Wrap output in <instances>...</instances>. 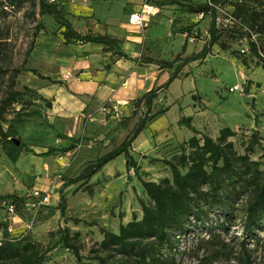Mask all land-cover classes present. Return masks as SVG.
<instances>
[{
	"label": "rangeland",
	"instance_id": "obj_1",
	"mask_svg": "<svg viewBox=\"0 0 264 264\" xmlns=\"http://www.w3.org/2000/svg\"><path fill=\"white\" fill-rule=\"evenodd\" d=\"M209 1L61 0V3L80 32H85L83 22L87 18L96 22L94 34L103 35L109 29L125 37L138 30L143 37L138 47L139 58L169 62L177 59L157 82L156 87H160L168 82L179 62L198 54L210 39L209 16L191 14L185 7ZM233 2L222 0L218 6L219 43L226 48L217 44L204 61L183 68L180 77L154 101L153 113L166 108L169 111L149 124L132 145L131 154L142 172L147 173L142 176L146 181L159 183L171 179V172L162 161L174 160L180 155L182 144L194 135L190 128L179 125L183 118H191L197 131L213 139L218 138L220 130L232 129L236 136L230 141L242 155L247 146L243 142L247 143L252 133L257 132L260 146L255 147L251 159L260 162L264 171V71L259 59L251 53L249 39L242 35L246 30H241L232 17ZM133 13L143 14L144 27L129 24ZM39 24L46 31L41 30L35 38ZM60 33L51 19L39 16L38 8L30 4L8 9L7 15L0 17V38L7 42L1 48L2 65L10 69L33 68L59 82L52 84L27 72L18 76L14 90L24 91L28 87L32 91L27 94L31 104L25 105L21 120L14 124L18 137L37 154L70 146L57 134L87 139L69 153L56 156L23 152L15 163L0 147V196L16 194L25 200L23 206L15 209L11 202L0 204V239L7 227L12 239L28 237L44 247L53 246L60 238V230L69 229L71 234H80V254L86 258L95 244L102 241V229L118 233L120 224L140 219V203H147L148 199L133 171L127 170L124 156L110 162L86 183L82 181L67 188L63 184L121 145L146 108L143 106L133 115L134 96L123 103L119 101L121 98L116 100L113 94L102 92L106 78L97 77L102 76L100 73L109 64L103 46H65ZM253 40L264 43V38L259 40L254 36ZM139 69L147 72L149 66ZM160 71L157 68L152 74L160 75ZM116 72L120 73L121 67ZM10 74L0 81V99L9 89ZM129 77L128 88L126 82L120 86L126 96L131 87L138 88L136 94L150 87L144 75ZM232 88L238 89L231 91ZM41 97L51 101L52 109L45 107ZM36 111L40 114L32 113ZM88 188H92L91 193L86 191ZM61 192L66 200L65 217L56 209ZM212 223H217L215 213ZM243 227L239 219L228 231H217L220 234L217 239L209 238L205 229L191 232L177 246L176 264H246L240 248L245 238ZM247 252L252 264H264V232L248 242ZM45 264L81 263L72 252L58 246ZM83 264L95 263L83 261Z\"/></svg>",
	"mask_w": 264,
	"mask_h": 264
},
{
	"label": "trees",
	"instance_id": "obj_2",
	"mask_svg": "<svg viewBox=\"0 0 264 264\" xmlns=\"http://www.w3.org/2000/svg\"><path fill=\"white\" fill-rule=\"evenodd\" d=\"M221 1L210 0L206 4L185 6L191 14L209 16L208 42L198 54H193L179 62L166 84L152 88L135 100L133 115L143 106L146 112L121 145L88 165L79 176L69 178L63 184V188H67L82 181L86 183L110 162L124 156L127 170L133 171L135 179L143 188V194L148 199L147 203H140L141 218L120 224L118 233L102 229L100 231L103 236L102 241L95 244L86 258L80 254L82 250L80 234H71L69 229L60 230V238L56 244L44 247L28 237L12 239L6 227L0 239V264H45L48 255L58 246L72 252L81 264L83 261L95 264H176L177 246L183 237L191 232L197 233L205 229L209 238L217 239L220 235L217 231H228L229 227L234 226L239 219L243 222L245 233L240 248L243 250L245 263L252 264L247 252V244L251 239L257 238V233L264 232V171L260 169V162L251 159L255 147L260 146L257 132L252 133L247 143L243 142V145L247 146L245 154L242 155L236 150L234 142L230 141L236 136L232 129L220 130L218 138L213 139L197 131L191 124V118H183L179 125L190 128L194 135L182 144L181 153L174 160L162 161L169 168L171 179L165 178L159 183L142 178L147 173L142 172L131 154L132 145L138 136L149 124L169 111V108H166L153 113L154 101L159 93L167 90L171 83L180 77L186 65L204 61L215 45L219 44L222 48H226L224 44L219 43L217 14ZM26 4H30L34 9L38 8L39 16L47 17L54 22L61 32L65 46L88 44L103 46L104 53L109 55V64L105 67L107 71L118 61H134L140 67L156 65L162 71L170 70L178 61L176 59L169 62L150 57L132 58L123 51L121 48L123 42L118 38L109 34H94L91 30L84 33L76 30L73 17L65 11L61 0H56L55 3H50L49 0H0V17L6 16L8 9H20ZM178 5L182 6V4ZM230 5L233 8V19L241 26V30H246L242 35L249 39L251 53L259 59L264 71L262 56L264 43L253 40L254 36L259 40L264 38V0H235ZM37 27L35 38L41 30L46 31L43 24ZM5 46L7 42L0 38V81L11 72L8 78L9 89L0 99V147L8 159L15 163L23 152L35 156H56L69 153L84 143L87 140L85 137L76 139L57 134L59 139L68 141L70 146L59 150L52 148L37 154L18 137L14 124L21 120V111L25 105L31 104L27 94L32 92L28 87H25L24 91L14 90L18 76L27 72L41 80L51 81L52 84L59 82L43 76L33 68H5L2 65L1 52V48ZM1 91L0 82V94ZM40 99L47 109H52L50 100L43 97ZM17 107H21L20 110L16 111ZM32 113L40 114L37 111ZM11 115L15 116L10 119ZM49 127L53 128L51 125ZM88 190L92 192V188L86 189L87 192ZM6 202H11V206L15 209L19 205L23 206L25 200L16 194L0 196V204ZM56 209L61 217H65L67 207L62 192ZM214 213L216 225L212 223ZM74 221L79 223V220Z\"/></svg>",
	"mask_w": 264,
	"mask_h": 264
},
{
	"label": "crops",
	"instance_id": "obj_3",
	"mask_svg": "<svg viewBox=\"0 0 264 264\" xmlns=\"http://www.w3.org/2000/svg\"><path fill=\"white\" fill-rule=\"evenodd\" d=\"M73 24H74V22H73ZM83 25H85V32H87L89 30L92 31L93 29L96 28V26H95L96 22L93 21L92 19H88V18L86 20H84ZM106 34H109V35L116 37L119 40H121L123 42L121 44V48L130 57L139 58L138 57V55H139L138 47H140V43L142 42L143 37H142V34L138 30H134V32H130L125 37H119L118 35H115V33H111V31L109 29L107 30ZM83 46L92 47L91 44L83 45ZM108 57H109V55H108ZM119 67H121V72L117 73L116 69H119ZM139 68H140V66L134 61H118L116 64L111 66V69L109 71L104 69L103 70L104 73L103 72L100 73L102 76L97 77L98 79H101V77L106 78V83H105L106 85L102 88V92L106 91L110 94V96L113 94V96L116 97V100L121 98L119 101L123 100L122 102L126 103L128 100H130L131 96H134L135 99H137V98L141 97L143 94H145L146 92L150 91L152 88L156 87V84L159 81V79L161 78L162 74H165V71H162V70L160 71V72H162V73H160V75L155 76L156 75L155 73L152 74V72L158 68V66H156V65H149V69L147 72H142ZM143 68H145V67H143ZM143 73H146V74H143ZM141 75H144V79L148 81V83L150 84V87L147 90H145L144 92L139 91L138 94H136L138 88H136V87L132 88L131 87L128 91V94H127L128 96H126L125 92L120 88V86H122V85L124 86V83L126 82L125 87L128 88V84H129V82H131V80L128 79L127 77H129V76L135 77V76H141ZM140 78H143V77H140ZM132 81H134V80H132ZM51 87H53V86H51Z\"/></svg>",
	"mask_w": 264,
	"mask_h": 264
},
{
	"label": "built area",
	"instance_id": "obj_4",
	"mask_svg": "<svg viewBox=\"0 0 264 264\" xmlns=\"http://www.w3.org/2000/svg\"><path fill=\"white\" fill-rule=\"evenodd\" d=\"M50 3H55L56 0H49ZM129 24L134 27H144L145 20L142 13H133L130 15ZM245 52V51H243ZM237 90L238 88H232L231 91Z\"/></svg>",
	"mask_w": 264,
	"mask_h": 264
}]
</instances>
